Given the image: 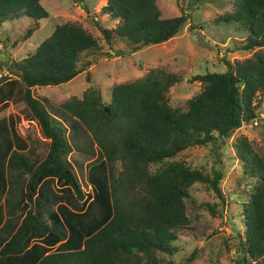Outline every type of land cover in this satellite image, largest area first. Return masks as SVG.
Returning <instances> with one entry per match:
<instances>
[{"label": "trees", "instance_id": "16d2710c", "mask_svg": "<svg viewBox=\"0 0 264 264\" xmlns=\"http://www.w3.org/2000/svg\"><path fill=\"white\" fill-rule=\"evenodd\" d=\"M231 1L232 10L214 22L236 25L245 34L243 48L256 50L242 61H225V72L193 76L190 81L201 88L186 111L169 103V92L181 78L160 68L114 84L108 103L93 87L59 104L32 97L30 88L72 80L80 73L81 56L100 50L98 39L77 22L56 25L31 54L10 62L18 81L7 78L0 85L7 84L8 95L21 83V98L49 144L43 159L27 154L26 141L0 119V264H160V254L175 252L172 232L189 224L184 204L189 188L204 184L223 200L219 171L210 177L167 160L256 123L264 102V0ZM100 12L118 19L113 28L98 27L104 42L112 46L125 40L133 51L168 41L186 22L190 29L196 26L184 12L162 18L155 0H107ZM46 16L40 0H0V27L21 17L32 20L21 40ZM68 137L76 143L85 138L99 148L101 161L87 173V194L66 159L73 151ZM236 154L254 185L242 205L244 236L234 263L264 264V157L246 137L238 138ZM153 164H159L155 172L149 168ZM76 200L83 201L81 206ZM62 202L84 213L94 209L97 216L84 224Z\"/></svg>", "mask_w": 264, "mask_h": 264}, {"label": "rangeland", "instance_id": "374dc122", "mask_svg": "<svg viewBox=\"0 0 264 264\" xmlns=\"http://www.w3.org/2000/svg\"><path fill=\"white\" fill-rule=\"evenodd\" d=\"M106 1L40 0L47 16L39 20L37 30L26 40H21V37L32 20L21 17L3 24L0 27V84L7 78L18 81L9 71L10 62L31 54L56 25L66 22L80 23L98 39L100 50L93 55L81 56L78 64L80 73L69 82L30 88L32 97L51 104H59L73 96L81 98L89 87L97 88L102 101L108 103L114 84L133 81L150 69L160 68L181 78L169 92V103L172 108L186 111L188 100L201 88L198 81H190L193 76L225 72V61H242L256 50L243 48L245 34L236 25L214 22L216 17L232 10L231 0H155L162 18L176 17L184 12L196 26L190 29L189 22H186L181 31L168 41L136 51L125 40H117L108 46L98 27L113 28L118 19L100 12ZM86 61H90L88 68L83 67ZM18 83L19 86L8 95L5 94L7 84L0 85V91H3L0 92V119L5 118L13 131L26 141L27 154L43 159L49 139L42 135L38 123L30 117L21 98L24 88ZM256 112V123L242 125L229 138L215 144L189 147L167 160L182 161L190 169L201 170L210 177L214 171H219L222 178L218 186L223 200L204 184L194 183L189 188V198L184 200L189 224L172 232L177 237L171 243L175 252L172 255L160 254V264H235L234 260L239 257L237 244L244 236L242 205L249 200L254 185V179L245 172L236 154V143L238 138L246 137L252 150L264 157V102ZM67 140L73 151L66 155V159L71 163L82 192L87 194L91 191L87 173L101 161L99 148L95 142L92 144L85 138L81 143L79 138L76 140L78 143L71 137ZM158 167L159 164H153L149 168L155 172ZM52 187L58 191L61 186L54 180ZM76 201L81 206L83 201ZM62 203L76 214V220L84 224H89L97 216L94 209L84 213L85 210ZM207 205H212L214 212ZM56 206L54 204L52 208L55 210ZM192 254L193 258H190Z\"/></svg>", "mask_w": 264, "mask_h": 264}]
</instances>
